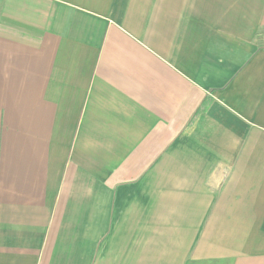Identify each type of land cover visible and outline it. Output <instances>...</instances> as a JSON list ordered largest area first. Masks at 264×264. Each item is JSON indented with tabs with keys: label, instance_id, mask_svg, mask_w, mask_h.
Listing matches in <instances>:
<instances>
[{
	"label": "crops",
	"instance_id": "obj_1",
	"mask_svg": "<svg viewBox=\"0 0 264 264\" xmlns=\"http://www.w3.org/2000/svg\"><path fill=\"white\" fill-rule=\"evenodd\" d=\"M0 264H264V0H0Z\"/></svg>",
	"mask_w": 264,
	"mask_h": 264
}]
</instances>
